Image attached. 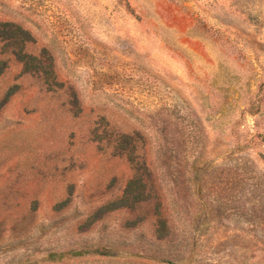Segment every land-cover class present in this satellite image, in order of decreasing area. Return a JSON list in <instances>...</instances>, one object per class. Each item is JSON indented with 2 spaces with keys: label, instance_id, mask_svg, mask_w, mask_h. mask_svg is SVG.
Masks as SVG:
<instances>
[{
  "label": "rangeland",
  "instance_id": "rangeland-1",
  "mask_svg": "<svg viewBox=\"0 0 264 264\" xmlns=\"http://www.w3.org/2000/svg\"><path fill=\"white\" fill-rule=\"evenodd\" d=\"M0 23L30 54L0 38V264H264V0H0Z\"/></svg>",
  "mask_w": 264,
  "mask_h": 264
},
{
  "label": "trees",
  "instance_id": "trees-1",
  "mask_svg": "<svg viewBox=\"0 0 264 264\" xmlns=\"http://www.w3.org/2000/svg\"><path fill=\"white\" fill-rule=\"evenodd\" d=\"M25 35H27V33L20 27L12 24L0 23V38H6L7 40H10V42H12L15 55L20 56L21 59L28 58L30 56V54L26 53V49L24 48L27 44V42L23 39ZM125 137L129 138L130 136L125 135ZM126 151H128V154ZM126 151H124V154L131 158L134 153L133 147L127 148ZM200 193L201 190L198 188V195H200Z\"/></svg>",
  "mask_w": 264,
  "mask_h": 264
}]
</instances>
